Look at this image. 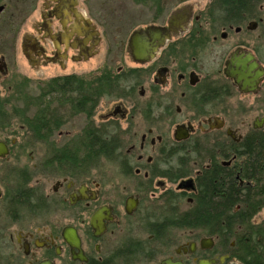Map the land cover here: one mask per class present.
Returning <instances> with one entry per match:
<instances>
[{"label":"flooded vegetation","instance_id":"flooded-vegetation-1","mask_svg":"<svg viewBox=\"0 0 264 264\" xmlns=\"http://www.w3.org/2000/svg\"><path fill=\"white\" fill-rule=\"evenodd\" d=\"M100 1L0 0V264H264V0L128 39Z\"/></svg>","mask_w":264,"mask_h":264},{"label":"rangeland","instance_id":"rangeland-1","mask_svg":"<svg viewBox=\"0 0 264 264\" xmlns=\"http://www.w3.org/2000/svg\"><path fill=\"white\" fill-rule=\"evenodd\" d=\"M134 0H103L100 1L101 6L104 7L105 12L108 14L114 15V19L112 20L113 23L116 25V29L119 35H122L126 39H128L131 31L138 25L143 23H149L153 22L154 20H157L161 18L162 20L165 19L176 7L186 4V3H200L202 7H207L209 1L214 0H160L161 2L157 6H153L149 0L146 4L148 5H135L133 3ZM220 1V0H215ZM161 5V7H160ZM163 11V12H162ZM158 14H162L161 17H157ZM19 64L21 68H23L27 72V77L32 79L33 74L30 72L29 67L27 66V63L24 59L19 60ZM27 91L31 94H35V90L33 89L32 85L27 89ZM0 93H2V97L4 95V92L0 90ZM4 97H7L4 95ZM27 99V98H26ZM28 103H32L31 98H28ZM25 105L22 104H16V110H22L25 109ZM10 109H8L9 111ZM9 118L3 119L2 122H0V126L5 125L4 129L0 127V139H7V138H13L14 136H17V134L20 133L19 126L21 124L20 119L15 117H12L11 113ZM17 116V115H16ZM11 125V126H10ZM10 126V127H9ZM32 149H29L28 152H31ZM16 153V152H15ZM31 155L28 154L24 158V161L28 162L26 160L27 158L30 161ZM16 156L13 155L12 161L8 163H2L0 162V175L1 173H7L11 169H15V167H22L23 164L17 165V162L15 160ZM101 165L103 167V175L108 179L106 180H115L119 181L120 178L118 177L120 172V165L118 162L110 159H103L101 162ZM164 166V165H163ZM164 168V167H163ZM120 169V170H119ZM7 170V171H6ZM6 171V172H5ZM117 183V182H115Z\"/></svg>","mask_w":264,"mask_h":264},{"label":"water","instance_id":"water-1","mask_svg":"<svg viewBox=\"0 0 264 264\" xmlns=\"http://www.w3.org/2000/svg\"><path fill=\"white\" fill-rule=\"evenodd\" d=\"M180 10H181V8L178 9L176 11V13H178V11H180ZM174 17H175V15L171 18L170 22L174 19ZM158 31H159V28L153 26V27H149L147 29L146 33H144L143 30H142V32H140V33L139 32H135L132 35V37L130 39V42H129V47L133 48V52L135 53V55H138V53H143L145 51H148V49H151L150 53L154 54V52L160 46V44L165 43V40L167 38L166 37L167 36L166 32H165V34H161V38L159 39V44L156 45V46L153 44V46L151 47L149 45V43L146 41L145 38L147 36L156 37V35H160L159 34L160 32H158ZM141 33H143V34H141ZM144 34H146V35H144ZM154 39L156 40L157 38H154Z\"/></svg>","mask_w":264,"mask_h":264},{"label":"trees","instance_id":"trees-1","mask_svg":"<svg viewBox=\"0 0 264 264\" xmlns=\"http://www.w3.org/2000/svg\"><path fill=\"white\" fill-rule=\"evenodd\" d=\"M134 1H148V0H134ZM152 1L154 3V5H159V3L161 2L160 0H149ZM220 1H228V0H220ZM236 1H242V0H236ZM161 7V5H160Z\"/></svg>","mask_w":264,"mask_h":264}]
</instances>
